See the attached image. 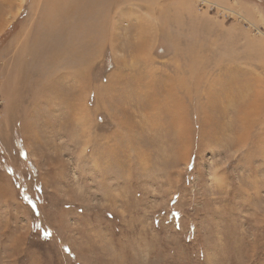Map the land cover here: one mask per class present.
Wrapping results in <instances>:
<instances>
[{"label":"rangeland","instance_id":"obj_1","mask_svg":"<svg viewBox=\"0 0 264 264\" xmlns=\"http://www.w3.org/2000/svg\"><path fill=\"white\" fill-rule=\"evenodd\" d=\"M0 264H264V0H0Z\"/></svg>","mask_w":264,"mask_h":264},{"label":"bare ground","instance_id":"obj_2","mask_svg":"<svg viewBox=\"0 0 264 264\" xmlns=\"http://www.w3.org/2000/svg\"><path fill=\"white\" fill-rule=\"evenodd\" d=\"M95 14V13H94ZM94 16V15H93Z\"/></svg>","mask_w":264,"mask_h":264}]
</instances>
